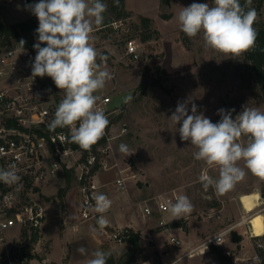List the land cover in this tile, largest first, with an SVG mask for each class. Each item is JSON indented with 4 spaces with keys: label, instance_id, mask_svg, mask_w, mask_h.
Instances as JSON below:
<instances>
[{
    "label": "rangeland",
    "instance_id": "1",
    "mask_svg": "<svg viewBox=\"0 0 264 264\" xmlns=\"http://www.w3.org/2000/svg\"><path fill=\"white\" fill-rule=\"evenodd\" d=\"M104 2L108 8L111 6V0ZM133 2L136 5L148 6L151 9L150 13L154 14L160 4V0H133ZM194 2L212 4V0H170L169 5H161L157 18L151 19L150 28L141 21V17H144L142 15H133L126 10L129 16L117 20L113 11L108 14L112 22L92 33L95 48L107 58L106 66L114 77L113 89L104 88L98 94L112 98L111 108L121 110L120 116L114 117V124L117 128L127 129L126 134L115 143L109 165L118 163L119 169L130 166L125 174L134 173L136 178L128 181L127 191L131 185L135 191H139V199L147 202L154 211L155 201L159 195L173 191L187 195L194 205L193 212L186 215L194 222L191 225L192 232L199 228L203 233L209 232L207 237L215 235L238 222L239 218L242 220L244 216L245 225L236 230V235H239L237 233L241 230H247L249 233V228L254 235L257 229H264V179L247 172L244 180L223 195H217L211 187L205 190L198 181L199 175L207 172L213 178H218V167L208 166L203 161L196 160L193 153L197 149L189 141H181L178 132L180 125L175 127L168 119L175 111L177 103L184 101H189V114H191V104L195 103L198 113L203 112L213 123L220 120L217 111L221 108H234L236 111L233 113V118L246 104L248 107H258L264 111V100L255 86L254 71L250 62L246 60L245 53L237 60L231 59L225 54L205 50L202 34L189 38L182 32L177 19L180 6L186 7ZM257 5L258 3L254 2L253 7L256 9ZM2 9L4 22L8 25L29 18V13L19 5L2 6ZM256 11L258 25H264V0ZM162 15H171V17L164 19ZM148 34L152 39L143 42L142 37ZM129 39H135L139 45L140 58L135 62L126 56V42ZM15 47L19 45L16 44ZM128 95L132 96V100L124 103L123 98ZM121 143L128 146L131 155L125 156L119 151ZM238 163L244 167L243 161ZM67 174L65 171L57 178L63 185L62 189L66 191L69 188H77L73 181L70 182V186L67 184ZM61 183L43 187V193L47 195L55 193L58 184ZM242 192L254 195L257 201L254 211L246 212L243 204L241 206L242 202L233 199ZM76 196L79 198L77 191ZM52 206L56 207V204L53 203ZM156 214L159 218L162 215ZM163 216L172 217L169 210L163 212ZM185 220L183 217L185 234L180 236L189 242L190 233ZM49 222L52 229L49 236L44 235L42 253L44 255L48 253L47 257L57 263L85 264V261L91 258L92 252L97 249L104 250L100 247V243L113 246L117 251L120 249L119 243L106 238L103 233L99 234L97 230L90 229L88 227L90 222L80 225L79 232L67 226L63 233L62 222L59 219L51 216ZM219 223L226 226L220 227ZM171 226L168 224V227L151 228L145 238L141 237L142 243L136 253L137 264H192L194 261L191 259L203 264H219L217 255L212 251L193 255L191 259L185 256L180 262L178 258L191 249H187L185 245L174 247L170 256H167L165 252L168 233H176L174 230L165 231L164 228H172ZM0 236L6 235L1 234L0 231ZM97 236L102 238V242H97ZM226 237L227 244L220 247L225 252L230 251L233 264L237 257L244 258V262H237L238 264H252L253 259L249 258V254L241 253V245L232 244L233 233ZM126 244L121 245L126 246ZM82 246L87 249V255H81L77 251Z\"/></svg>",
    "mask_w": 264,
    "mask_h": 264
},
{
    "label": "clouds",
    "instance_id": "2",
    "mask_svg": "<svg viewBox=\"0 0 264 264\" xmlns=\"http://www.w3.org/2000/svg\"><path fill=\"white\" fill-rule=\"evenodd\" d=\"M114 3L118 4L119 0ZM25 8L38 20L31 76L50 77L56 87L63 90V98L48 125L49 131L68 128L70 142L88 150L104 136L110 123L97 103L98 93L114 77L106 66L107 58L90 43L91 34L103 24L108 6L104 0H38L25 4ZM177 19L189 38L202 34L205 50L237 60L255 46L254 24L258 13L252 7V0H244L243 4L241 0H212L211 5L194 2L180 6ZM25 43L23 39L19 41L22 49ZM131 100V95L123 98L124 103ZM188 104L189 101L178 102L168 119L175 127L180 125L181 141H189L197 149L193 153L196 160L218 167V178L207 172L199 175L198 181L205 190L211 187L217 195H223L244 180L247 172L264 179V111L246 104L233 118L234 108H221L217 111L220 120L213 123L203 112L198 113L195 103L191 104L189 114ZM119 151L125 156L132 154L124 143L119 145ZM240 161L244 162V167L239 165ZM20 179L15 164L0 168V182L18 184ZM91 199L95 203L88 204L87 210L100 214L97 225L103 230L110 223L105 214L112 201L104 193L93 194ZM193 210L194 205L187 195H176L175 201L169 202L174 219L179 220ZM216 242L220 243L218 237ZM206 248L207 244L204 252ZM77 251L87 255L83 246ZM110 256V251L97 249L85 264H108ZM252 264H264V261L257 255Z\"/></svg>",
    "mask_w": 264,
    "mask_h": 264
},
{
    "label": "built area",
    "instance_id": "3",
    "mask_svg": "<svg viewBox=\"0 0 264 264\" xmlns=\"http://www.w3.org/2000/svg\"><path fill=\"white\" fill-rule=\"evenodd\" d=\"M36 2L38 0H0V6L19 5L29 13V18H35L38 25L37 18L25 8V4ZM36 42L37 37L34 43ZM90 43L95 47L93 42ZM33 56L35 55L28 49L20 46L0 49V168L15 164L21 177L18 184L0 182V230L5 232L17 228V234L13 238L0 237V264H58L42 253L47 216L42 201L43 187L61 173L66 171L73 175L81 202L80 220L94 225H97L100 214L87 210L88 204L95 203L91 197L96 193H104L109 197L106 191L108 184L99 181V173L115 171L117 176L110 185L122 192L127 191L128 181L136 178L134 173L125 174L130 166L119 169L118 163L109 165L115 143L127 132L126 127L117 128L114 124V117L120 116L121 110L111 108L110 96L100 95L97 108L105 112L110 123L104 136L90 149H81L79 145L70 142L68 128L49 131L48 125L63 98V90L55 91L47 76L32 78ZM126 56L133 60L140 58L139 45L135 39L126 42ZM176 195L180 194L173 191L159 195L155 201L157 210L161 213L168 211L169 202H174ZM140 212L142 218L146 219L154 211L146 203L144 207H140ZM160 226L168 227V223L161 220ZM97 227L99 228L98 225ZM130 229L127 226L109 224L101 231L110 240L129 244ZM164 229L166 231L169 228ZM228 232L230 231H222L209 237L181 255L178 260L185 256L209 253L211 245L227 244L225 236ZM248 235L254 247L253 258L258 255L264 261V234L253 235L249 228ZM183 245L182 239L168 234L165 254L170 256L174 247Z\"/></svg>",
    "mask_w": 264,
    "mask_h": 264
},
{
    "label": "crops",
    "instance_id": "4",
    "mask_svg": "<svg viewBox=\"0 0 264 264\" xmlns=\"http://www.w3.org/2000/svg\"><path fill=\"white\" fill-rule=\"evenodd\" d=\"M161 5H162V2L160 0V4H159V6L156 7V10H155L156 13L154 14V13H150L151 9L148 6H146V5L141 6L138 4L136 5V4H134L133 0H126V9L128 11L132 12L133 15L139 14V15H142L144 17L150 18L152 20H155L157 18V15L160 12ZM153 12H154V10H153ZM106 26L107 25L100 26V27L96 28L94 30V32L96 30H98L99 28H104ZM93 38L94 37L91 34V39H90L91 42H93ZM129 59L133 61V59H131V58H129ZM135 61H137V60H134V62ZM105 88H107L106 90H112L113 89L112 80L107 82ZM68 175L69 174H67V178H68ZM59 176L60 175H58V177ZM116 176L117 175H116L115 171H102L99 173V176H98V179L102 184H104V183L108 184L106 187V191L109 194V197L112 201V206H111L109 212L106 214V218L110 222L109 224H111V225H117L118 224L121 226L130 227L131 229H133V231H135L136 233H139L140 237L145 238V235L147 233L148 234L150 233L149 229L160 226V221L163 220L166 223H168L169 225L171 224L172 228L174 227L173 229L169 228L168 230L169 231L174 230V232L176 233V234H173V233L169 232L168 234L176 235L177 237L182 239V241L184 242V245L186 246L187 249H189V248L192 249V248L200 245L204 241H206L209 237L213 236V235H210L207 237V233H209V232L207 231V232L203 233L202 231H199V228L197 229V231L192 232L191 225L194 222H192V220H190L189 217L184 216L186 219L185 224L188 227L187 230L189 231L188 233H190L189 234V242H186V240H184V238L182 236H180L181 234H185L183 232L185 225L183 224L182 218L179 220L174 219L173 216L171 218H166L163 216V213H161L157 210V208H155L156 213L162 214L160 216V218L157 216V214L153 210L154 212H153L152 216L147 217L146 219H143L142 213L140 212V207H144L147 202H144L143 200L139 199V191H135L131 185L129 186V189L126 192L118 191L112 185H110L111 182L116 178ZM58 177H56L55 180L52 181L50 184L45 185L44 188L51 186V184L54 185L56 183H61L60 181H58V179H57ZM71 181H73L75 183L72 174H71ZM62 188H63V185L61 183V184H58L55 193H53L51 195H47L46 193H43L44 199H43L42 203L46 209V215H47L46 219L48 217V219L44 223L43 235H45V236L46 235L49 236L50 231L52 229V227H51L52 225L49 222V219L51 218V216H53V218H55V219H59L60 222H62V227H61L62 233L65 231V228L67 226H71L73 231L79 232L80 225L86 223V222L81 221L80 216H79V212H80V208H81V202H80V197L78 198L76 196V191H77V195L79 196L78 189L75 187L69 188L68 190L65 191V194L63 195V197L59 198L57 196V193H59V191ZM70 192H71V194H70ZM242 193H238L233 199L236 200L237 202L239 201L241 203L240 197H241V195L245 194V193H243V194ZM236 197H238V198H236ZM53 203L56 204V207L52 206ZM62 203L64 204V207H62ZM241 206H242V203H241ZM234 207H235V209L237 208L235 205H234ZM241 219L243 221L240 220V218L237 220L238 222H236V223H238V224H236V223L231 224L230 226L223 229V231H227V230L230 231L226 234V236L230 233H235L238 228L245 225L244 216ZM143 220H146V222H144ZM157 221H159L158 224H157ZM173 222H175L174 225H173ZM219 225H220V223H219ZM225 226H226V224L220 225V227H225ZM88 227L92 230H93V228H95V229H97V232L99 234L103 233V235L106 236V234L103 231L99 230L97 225H94L93 223L90 222V225ZM194 228H196V226ZM86 231L88 232V229H86ZM1 234H4V235H6L5 237H7L8 239H11L17 234V228H13V229L5 231V232L1 231ZM237 234H239L240 236H243V237L241 238V240L239 242H236V240L232 241V244L233 245L240 244L241 245V253L249 254V258L253 259L255 252H254L252 240L250 239V237L248 235L249 233L247 232V230H241ZM106 238H107V236H106ZM43 239H45V238H43ZM101 240H102V238L97 236V242L100 243V242H102ZM226 240H228L227 237H226ZM50 243L51 242H49V244ZM119 246L120 247H118V248H120V249L117 251V249H114L113 246H107V245H104L103 243H100V247L102 249H104L105 251H110L111 256L116 261L119 260V258H121V256L129 250L130 243L126 244V246L119 244ZM229 252H228V250L226 251L227 254ZM47 254L45 255L46 257H47ZM228 255H230V253ZM184 259H185V257L182 258L180 260V262L183 261ZM189 259H191V258L189 257ZM191 260L194 261V262H192V264H203L202 262H200L196 259H191ZM51 261H54V260H51ZM237 262H244V258L237 257L235 259V264H238ZM176 263H178V262H176ZM58 264H63V263H58Z\"/></svg>",
    "mask_w": 264,
    "mask_h": 264
},
{
    "label": "trees",
    "instance_id": "5",
    "mask_svg": "<svg viewBox=\"0 0 264 264\" xmlns=\"http://www.w3.org/2000/svg\"><path fill=\"white\" fill-rule=\"evenodd\" d=\"M111 6L107 8V11L104 13V21L101 26L109 25L112 20L109 19L108 14L110 12L115 11V16L117 20H122L123 18H126L129 16L128 11H126V0H119V3H114V0H111ZM162 5H169L170 0H161ZM254 2L258 3L256 9L258 10L262 5V0H252V7ZM244 3V0H241V4ZM164 19H168L171 17V15H162ZM141 21L144 22V25L147 28L151 27V19L147 17H141ZM38 27L37 22L35 18H28L26 20L17 22L13 25H8L4 22V14L3 9L0 6V44L1 47L4 48H11L15 47L16 44L19 45V41L21 39L25 40L26 43L24 45V49H28L30 53L33 55H36V51L33 48V45L35 44V38L37 37L35 33V29ZM254 28L257 32V38L255 42V46L253 49L249 50L245 53V58L248 62H250L251 67L254 71V81L255 86L258 88V90L261 93V96L264 100V25H258L256 22L254 24ZM152 39V36L150 34L144 35L142 37L143 42H147ZM20 46V45H19ZM35 56L31 58L32 62L34 61ZM51 84L54 85L55 91L58 90L56 85L54 84L53 80L48 77ZM157 82V81H155ZM68 179L67 184L70 186L71 182V172H68ZM61 189L59 191V198H62L65 194V190ZM61 192V193H60ZM62 207H64V204L62 203ZM175 222H173L174 225ZM240 241L241 236L236 235V233H233V241ZM128 242L130 243L129 250L125 253V255L121 256L119 260H114L112 256L108 259V264H137L136 263V253L139 250V247L142 243L141 237L139 233H136L133 231V229H130V236ZM211 251L217 255L219 264H233V259L230 257V255L226 254L225 250L217 245H211Z\"/></svg>",
    "mask_w": 264,
    "mask_h": 264
},
{
    "label": "bare ground",
    "instance_id": "6",
    "mask_svg": "<svg viewBox=\"0 0 264 264\" xmlns=\"http://www.w3.org/2000/svg\"><path fill=\"white\" fill-rule=\"evenodd\" d=\"M240 200L243 204L245 211L248 213L254 211L257 207V204H256L257 201L255 200L254 195L243 194L241 195ZM263 234H264V229L261 228V229H257L254 235L261 236Z\"/></svg>",
    "mask_w": 264,
    "mask_h": 264
}]
</instances>
